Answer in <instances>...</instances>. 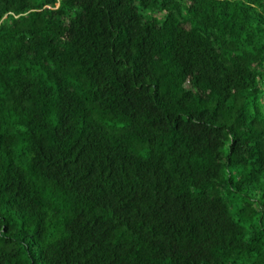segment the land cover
Returning <instances> with one entry per match:
<instances>
[{
  "label": "trees",
  "instance_id": "16d2710c",
  "mask_svg": "<svg viewBox=\"0 0 264 264\" xmlns=\"http://www.w3.org/2000/svg\"><path fill=\"white\" fill-rule=\"evenodd\" d=\"M0 264H264V0H0Z\"/></svg>",
  "mask_w": 264,
  "mask_h": 264
}]
</instances>
